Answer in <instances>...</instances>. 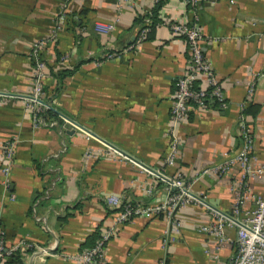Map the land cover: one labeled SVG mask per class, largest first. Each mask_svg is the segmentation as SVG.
I'll list each match as a JSON object with an SVG mask.
<instances>
[{
	"label": "crops",
	"instance_id": "crops-1",
	"mask_svg": "<svg viewBox=\"0 0 264 264\" xmlns=\"http://www.w3.org/2000/svg\"><path fill=\"white\" fill-rule=\"evenodd\" d=\"M156 1L0 0V92L15 94L0 99V150L14 139L7 182L0 171V227L6 245L22 239L32 245L1 264H76L69 256L97 231L110 235L95 264H221L233 252L234 227L225 228L230 241L219 249L213 236L198 231L211 220L199 204L175 211V229L162 214L116 222L121 208L106 203L107 196L133 204L166 198L165 184L137 163L166 175L179 172L191 192L228 214L235 189L247 192L237 218L264 195V178L241 182L236 167L221 175L200 173L238 151L239 116L252 137L249 162L264 164V0L198 1L201 50L225 104H190L188 117L177 125L169 109L187 52L166 21L184 14L182 0H161L145 39L137 49L127 48L142 25L138 19ZM61 8L65 18L57 24ZM97 21L112 22L113 29L100 32ZM48 34L54 37L41 53V97L54 99L57 118L33 125L32 106L22 97L30 90L28 51L33 40ZM108 52L116 55L106 59ZM61 70L69 73L53 94ZM171 132L177 150L165 165ZM165 237L172 240L163 246Z\"/></svg>",
	"mask_w": 264,
	"mask_h": 264
},
{
	"label": "built area",
	"instance_id": "built-area-1",
	"mask_svg": "<svg viewBox=\"0 0 264 264\" xmlns=\"http://www.w3.org/2000/svg\"><path fill=\"white\" fill-rule=\"evenodd\" d=\"M198 1L182 0L184 14L180 18L166 21L170 35L182 37L187 52L184 72L176 79L172 93L169 112L173 125H177L188 117L190 104H194L196 107H203L205 105V99L215 100L221 107L225 104L221 85L201 50L200 43L203 40V33L196 25ZM64 18L65 14L61 8L57 14L56 23L61 24ZM148 24L149 16L145 15L137 34L127 46L128 49H137L140 46L149 30ZM95 28L100 32L106 33L113 29V24L112 22L97 21L95 22ZM53 37L52 34H48L47 36L33 40L29 45L28 56L32 64L30 90L22 97L32 106L31 122L33 125L42 123L41 118L37 115L38 112L45 109H51L56 112L54 99L44 101L41 97L42 79L46 68L41 53L45 45L53 40ZM115 55L116 52H108L105 54V58H112ZM261 75L264 77V73ZM193 83H196L195 88ZM252 87L253 83L250 81L246 88L247 94H250ZM12 96L14 97L15 94L0 92V99L5 100ZM238 119L241 132V146L238 151L231 156H226L213 167L201 169L200 173L211 171L216 175H221L228 169L236 167L241 182L255 177L264 178V164L251 165L249 162L248 152L251 148L252 137L242 116H239ZM170 135V144L162 159L165 165L173 163L177 150V140L172 132ZM108 148L113 150L111 147ZM113 151L117 153L118 150ZM0 153L3 158V165L0 167V171L4 176L5 182H7L11 165L10 162L14 154V139L5 140ZM118 154L123 156L119 152ZM123 157L126 159L129 158L125 155ZM137 164L141 170L165 184L166 198L157 204H133L129 201H121L116 196H107L106 203L108 205L121 208L117 213L116 222H126L135 215L155 216L162 214L173 225V228L177 229L178 223L174 220L175 211L189 203L199 204L211 216V220L207 223L200 224L197 229L203 234L214 237L216 240V249H219L224 243L230 241L225 235V228L234 227V250L221 264H264V195L253 198L252 208L243 211V213H240V217L237 218L236 214L239 213L238 205L247 199V192L239 190L238 188L235 189L233 208L231 214H228L207 203L204 195L191 192L183 183L179 172L166 175L147 166ZM9 199L13 200V195H10ZM109 235V231L102 232L94 246L69 257L73 258L76 264H95L103 256L104 242L108 239ZM171 240L172 237H165L162 239V245L164 246ZM31 250L32 245L23 239L13 245H6L4 231L0 227V264L16 251L24 253Z\"/></svg>",
	"mask_w": 264,
	"mask_h": 264
},
{
	"label": "trees",
	"instance_id": "trees-1",
	"mask_svg": "<svg viewBox=\"0 0 264 264\" xmlns=\"http://www.w3.org/2000/svg\"><path fill=\"white\" fill-rule=\"evenodd\" d=\"M160 3H161V0H157L156 2H155V5H154V7L151 9V11L149 12V13H147L146 15H148L149 16V24L147 25L148 27H149V30H150V28L155 24V22H156V17H155V14H156V10L158 9V7H159V5H160ZM145 16V15H144ZM144 16H142V17H140L139 19H138V21L142 24L143 23V17ZM147 34V33H146ZM145 39V38H144ZM69 73V71H63V70H61L60 72H58L57 74H56V86H55V88H54V91H53V94L55 93H57L58 92V90H59V86H60V81H61V79H62V77L65 75V74H68ZM59 85V86H58ZM193 86H194V88H195V86H196V83H193ZM210 101V99H205L204 100V103L206 104V103H208ZM192 105V104H191ZM37 115L41 118V120H42V122H44V123H46L47 122V118H50V119H55V118H57V113L55 112V111H52L51 109H45V110H43V111H40V112H38L37 113ZM158 215H160V214H157V215H155V216H158ZM102 233V232H101ZM101 233H100V231H97V232H93V234L92 235H89V237L85 240V243H83V245L84 246H82L80 249H79V252H81V251H84V250H86V249H89V248H91L92 246H94L95 245V243L98 241V239L100 238V235H101ZM17 252V251H16ZM15 254V252L13 253V254H11V255H9V258L11 257L12 258V256Z\"/></svg>",
	"mask_w": 264,
	"mask_h": 264
}]
</instances>
